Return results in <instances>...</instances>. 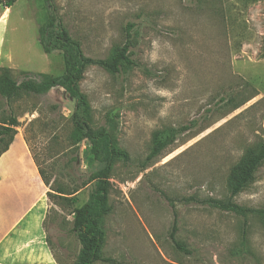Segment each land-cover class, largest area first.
<instances>
[{"label":"rangeland","instance_id":"obj_1","mask_svg":"<svg viewBox=\"0 0 264 264\" xmlns=\"http://www.w3.org/2000/svg\"><path fill=\"white\" fill-rule=\"evenodd\" d=\"M72 38L89 58L110 59L132 25L135 66L111 74L90 66L80 83L95 129L108 127L130 161L111 177V213L103 256L96 264H264V218L221 210L232 173L248 151L264 145L263 0H54ZM0 67L16 80L26 73L64 72L60 51L46 54L39 28L43 0H17L0 9ZM74 101L58 88L0 99V120L13 112L32 158L67 192L46 196L43 227L54 257L72 264L79 242L74 208L95 184L81 187L91 142L72 145ZM110 126V127H109ZM174 130L175 141L147 161L153 134ZM52 193L49 188L46 193ZM264 210V162L233 200Z\"/></svg>","mask_w":264,"mask_h":264},{"label":"trees","instance_id":"obj_2","mask_svg":"<svg viewBox=\"0 0 264 264\" xmlns=\"http://www.w3.org/2000/svg\"><path fill=\"white\" fill-rule=\"evenodd\" d=\"M16 2L17 0H0V9H10ZM43 2L46 9V21L39 28V45L46 54L54 51H60L63 54L64 72L56 77L26 73L25 78L18 81L14 78L11 69L0 67V99L11 106L20 97L46 96L53 89L60 88L74 101L71 116L73 128L71 143L76 146L87 140L91 142L92 160L88 168V177L81 183V187L94 183L95 189L87 202L79 208H74L70 214L73 217L71 232L75 234L80 245L77 258L72 264L110 263L112 260L103 256L107 238L105 219L112 211L109 200L112 189L110 180L115 164L118 161L126 164L130 161V157L118 146L108 127L94 128L91 107L87 96L80 89V83L86 69L90 66H99L111 74H118L125 67L135 66L130 58L134 27L127 26L126 44L116 48L110 59H92L85 55L81 44L72 38L64 26L54 0H43ZM18 127L19 121L13 112L0 120V157L9 150L18 134ZM176 133L173 129L155 132L151 151L146 160H155L165 147L175 141ZM263 162L264 145L256 151H248L243 161L235 167L232 173L229 182V198L226 201H216L215 205L223 211L241 215L254 214L264 218V210L244 208L233 201L253 181L257 168ZM38 171L46 187L54 192V194L47 193L49 198H64V195L70 196L71 193L78 191L75 189L67 192L62 186L55 184L56 180L52 182L39 166ZM47 243L49 244L48 238ZM56 261L62 264L57 259Z\"/></svg>","mask_w":264,"mask_h":264},{"label":"crops","instance_id":"obj_3","mask_svg":"<svg viewBox=\"0 0 264 264\" xmlns=\"http://www.w3.org/2000/svg\"><path fill=\"white\" fill-rule=\"evenodd\" d=\"M16 136L0 157V264H58L43 227L47 187L25 139L15 146Z\"/></svg>","mask_w":264,"mask_h":264}]
</instances>
